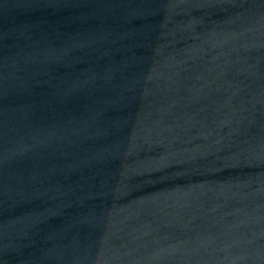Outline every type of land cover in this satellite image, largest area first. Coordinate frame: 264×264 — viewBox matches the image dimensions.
Listing matches in <instances>:
<instances>
[{
    "label": "water",
    "instance_id": "95a60500",
    "mask_svg": "<svg viewBox=\"0 0 264 264\" xmlns=\"http://www.w3.org/2000/svg\"><path fill=\"white\" fill-rule=\"evenodd\" d=\"M0 264H264V0H0Z\"/></svg>",
    "mask_w": 264,
    "mask_h": 264
}]
</instances>
